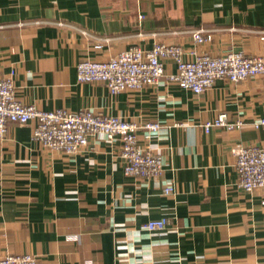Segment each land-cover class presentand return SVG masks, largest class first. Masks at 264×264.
Instances as JSON below:
<instances>
[{
    "label": "crops",
    "instance_id": "crops-1",
    "mask_svg": "<svg viewBox=\"0 0 264 264\" xmlns=\"http://www.w3.org/2000/svg\"><path fill=\"white\" fill-rule=\"evenodd\" d=\"M203 30L198 44L193 33ZM264 0H0V78L43 111L91 110L138 126L164 175L127 176L120 141L93 138L75 156L33 139L36 122L9 127L0 141V259L30 254L43 264H264V189L238 187L239 146L264 147V77L217 80L196 95L161 82L114 95L80 83L77 65L140 46L180 45L214 57L264 58ZM100 46V47H97ZM177 64L165 61L167 74ZM226 113L241 129L204 125ZM170 185L172 195H164ZM166 219L161 233L144 226Z\"/></svg>",
    "mask_w": 264,
    "mask_h": 264
},
{
    "label": "built area",
    "instance_id": "built-area-1",
    "mask_svg": "<svg viewBox=\"0 0 264 264\" xmlns=\"http://www.w3.org/2000/svg\"><path fill=\"white\" fill-rule=\"evenodd\" d=\"M195 43L202 44L207 38L203 30L193 33ZM264 40V34L262 36ZM100 47V46H97ZM186 51L180 45L157 43L151 50L134 46L107 60H83L77 65L80 83H100L112 94L142 90L161 82L175 84L196 95L208 92L217 80L239 83L250 78L264 77V58L242 52H230L214 57L193 51L192 60L185 59ZM177 64V72L167 74L165 61ZM36 122L33 139L44 147L75 156L87 148L90 140L103 137L108 142H121V157L125 161L127 176L140 179H156L164 175L165 162L162 154L138 144L139 131L151 140L161 130L158 123L138 126L119 117L108 116L91 110L70 112L65 109L43 111L34 105H25L16 98L13 74L0 78V141L5 140L13 124L25 126ZM244 126L242 120L231 121L226 113L206 122L204 129L234 131ZM255 129L264 128V118L256 120ZM237 157L238 187L246 192L264 189V147L239 146L234 150ZM164 195L174 193L172 186L163 189ZM167 220H153L144 226L150 233H161L167 228ZM0 264H43L37 257L8 255Z\"/></svg>",
    "mask_w": 264,
    "mask_h": 264
}]
</instances>
